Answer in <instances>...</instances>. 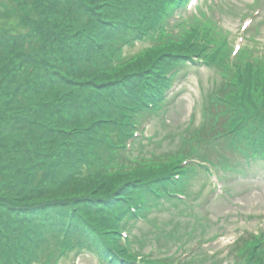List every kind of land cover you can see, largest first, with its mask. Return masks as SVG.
<instances>
[{"label":"trees","instance_id":"obj_1","mask_svg":"<svg viewBox=\"0 0 264 264\" xmlns=\"http://www.w3.org/2000/svg\"><path fill=\"white\" fill-rule=\"evenodd\" d=\"M16 1L14 10L19 12L20 20L25 24L31 22L34 25L31 28L39 33L42 30L39 15L49 13L53 7L45 0ZM167 3V0H77L73 3L76 12L87 14L83 31L79 30L77 37H73L78 42L74 44L72 36H60L54 29H48L40 48L43 55L32 60L34 66L52 71L54 76L49 80L30 79L29 72L19 79L16 69L12 71L9 61L5 60L8 50L3 49L0 55V251L6 244L9 249L0 254V264H34L58 254V246L52 248L45 243L52 231L36 228L39 224L46 225L34 224L27 214L39 210L30 211L37 198L46 196L51 200L53 195L56 199V193L66 192L69 185L65 182L58 185V182L59 175L67 171L69 180L85 184L94 201L83 210L87 214L82 215V227L94 233L90 245L95 243L104 258L116 261L112 249L120 251V234L112 226L113 213L103 202L109 200L114 205L112 198L132 179L142 183L145 179L152 181L151 187L141 192L167 196L175 181L164 176L176 169L183 159V151L173 150L165 162L154 160L146 168L131 164L132 168L124 174L119 171V174H110L108 163H100L98 157L102 160L104 150L109 152L111 144H117L113 136L117 128L111 122L123 120L129 124L136 108L146 109L149 102L159 109L156 87L163 89L165 73L186 62L189 56L209 59L228 77L216 84L214 92L207 93L203 121L196 126L191 122L185 131L202 144L213 142V148L245 140L246 159L264 155V59L252 57L243 66H230L224 53L209 52L197 37L192 41L197 30L201 26L205 28L199 23L192 27V34L184 32L177 37L160 38L136 56L123 55L118 44L123 41L133 44L134 37L145 39L144 34L163 22L165 7L162 5ZM0 4L1 13L2 6L7 8V2ZM40 7L43 10L39 14ZM106 22L116 23L117 29L107 32ZM119 32L125 33L124 38L109 47L110 36ZM42 37L43 33L36 49ZM48 47L57 54L51 55ZM59 55L64 56L63 62L56 61ZM108 66L115 68L117 83L109 80L113 72ZM69 124L74 128L70 137H64L63 129ZM220 135L224 140L216 143ZM39 146L42 151L51 150V156L32 161L31 152ZM243 151L240 152L243 154ZM158 177L162 180L154 182ZM179 187L184 185L180 183ZM183 203L173 198L174 206ZM71 205L73 212L58 219L46 216L50 211L42 209L38 221L45 216L49 228L60 225L62 231L76 229L79 216L74 209L84 206L78 200ZM259 247L251 240L239 250L246 264H264V249L258 250ZM205 263L206 258L185 261V264Z\"/></svg>","mask_w":264,"mask_h":264},{"label":"rangeland","instance_id":"obj_2","mask_svg":"<svg viewBox=\"0 0 264 264\" xmlns=\"http://www.w3.org/2000/svg\"><path fill=\"white\" fill-rule=\"evenodd\" d=\"M7 2V8L2 6V10L0 13V55L4 48L8 50V55L5 57L6 61L10 63V69L13 71L16 69L15 73L19 79H23L24 76L28 73L30 79H47L49 80L52 71L46 70L43 67L34 66L32 62L33 59L38 58L43 55V51L40 49L45 42V33H47L48 29H54L56 33L61 35H67L68 38L70 36L77 37L78 31L81 32L83 29V23L86 21L87 14L83 11L81 13H77L73 3L77 0H45L46 4L51 5L53 8L49 13L40 14L41 10L40 7L39 12V24L41 25L42 30L35 32L34 25L28 23H23L20 18L18 17L19 12H15L14 6L16 5V0H0V3ZM24 2L26 0H20ZM203 1V0H201ZM254 0H225V8L222 7L225 11L222 12L223 16L218 19L222 28L228 32L229 37L231 38L230 41L232 43L236 40L237 43L240 42L239 37L242 35L241 32V25L245 21L252 20L251 18H247L251 16L252 13V6ZM21 4V3H20ZM19 4V5H20ZM1 5V4H0ZM45 6V5H43ZM192 5L189 9H195ZM23 7V6H22ZM178 9L179 7H184L183 4L180 6L175 5ZM230 12L228 11L229 9ZM218 8V12H219ZM58 10V11H56ZM201 11V10H200ZM231 13V14H230ZM221 16V12L217 13V17ZM174 15V10L168 11L165 10L163 13L164 18L170 19ZM256 20V19H255ZM264 21V1L262 2V8L260 15L257 16V20L252 23V26L249 27V30L245 32V43L249 42L251 27L253 24L258 23L259 21ZM30 21V20H29ZM108 29L107 32H113L114 27L117 29V24L113 22H106ZM113 28V29H112ZM48 30V31H46ZM256 32V31H254ZM41 33H43L41 45L36 49L38 40L40 38ZM113 35L110 36V41L108 43L109 47L115 46L120 40H122L125 36L124 32L119 33H112ZM24 38V41L22 39ZM234 39V40H233ZM256 46L260 49L264 46V24L261 25L260 30L256 33ZM72 41L74 44L78 42V38H73ZM18 43V44H16ZM153 43L151 39L146 41H137L133 46H127V54L129 52L132 53V56H136L138 50L147 47L146 45L150 46ZM57 48V47H55ZM264 48V47H263ZM50 50L51 55H56L57 52L55 50L51 51V47H48ZM64 56L59 55V58L56 59L57 62L60 63V60L63 59ZM2 59V56H0ZM60 59V60H59ZM67 59V57H66ZM62 61V60H61ZM63 62V61H62ZM2 63V60L0 61ZM110 71L113 72V75L108 76L109 80L112 83H117L118 75L116 70L113 66H108ZM65 69V68H64ZM189 72L181 75L179 80L175 83L176 86L172 91L173 94L178 95L177 99L173 102V105L170 103L168 106V116L172 120H176L179 125L176 129L185 130L187 128L188 120L193 114L194 111L198 113L197 123H199L203 118L201 112L204 110L206 106V97L202 100L204 87H209L210 80L215 77V70L208 66H200V67H189ZM130 71V70H128ZM133 71V68H132ZM200 80L204 83L203 85L200 84ZM52 81H56V79H52ZM74 126L69 124V126L65 127L64 137H70L71 132ZM190 134V133H187ZM160 138V136H159ZM164 139L168 140L165 136ZM165 145L164 143H162ZM51 150L49 151H42L41 147L39 146L38 149H35L31 152L32 161L38 160L43 161L45 157H50ZM108 156H111L108 153ZM251 158H241L238 153H235L233 157L228 160V166L226 167V172L222 177V180L231 181L236 176H243L233 185V195L231 199L228 201L224 198H219L215 202V210L220 211V215H224L225 217H231L232 225L228 228L226 233L216 242L209 245L211 250L222 249L224 251L233 243V241L238 237L241 232H245V230H249L251 232H259L260 229H264V162L259 164L253 163ZM98 161L102 164L107 165L109 164L110 159L105 157L102 160ZM255 165L254 170H251L250 167ZM43 166V165H42ZM69 173L70 172H63L59 175V182L58 185L62 183H66L65 193H56L57 197L52 195L51 200L47 199L48 197H39L34 200L32 208L30 211L37 210L35 213H28V219L34 224H38V216H40L41 210H48L50 214H46V216H52L53 218L58 219L62 215L66 214L69 215L72 211V201L78 200L80 205L84 207H90V201H93V198L90 199V195L86 190V186L83 183H75L73 180H69ZM198 184H194V188L192 189L190 201L194 202L192 199L193 197L199 195L195 193V188ZM91 193V192H90ZM100 193V192H96ZM84 196V197H83ZM95 199L99 200V196H96ZM31 202V201H30ZM94 202V201H93ZM43 203L42 207H39L40 204ZM167 204H170L168 200H166ZM79 209L75 208L74 213L78 214L79 221L77 223V228L72 230V236L76 233V230L81 231L84 238L82 239L86 244L90 246L91 240L94 239L93 234L90 230H87L82 227V220L84 217L82 215H86V212L83 211L85 208L78 207ZM73 212V211H72ZM243 214V218L240 216ZM156 216V214L152 215V218ZM158 216V215H157ZM12 217H15L13 215ZM68 219V217H65ZM171 217L167 213H161L158 216L159 220H168ZM181 224H188L189 226H197L193 221L187 223L182 222ZM40 226V224H39ZM57 226V225H56ZM52 227V233L48 235L47 241L45 242L46 245H51L52 248L60 243V234L63 229H60L58 225L57 227ZM146 225L138 224L137 227L133 228L134 234L132 236V241L138 240L139 236L143 237L146 236L147 238L150 237L148 233V229ZM52 235V236H51ZM81 235V234H80ZM50 237V238H49ZM2 249L0 254L6 252L9 249V246L2 245ZM91 247V246H90ZM93 248L98 251V246L93 243ZM92 249L89 248H82L81 255L74 260L77 264H99V256L97 253L91 251ZM228 251V250H226ZM225 251V254H226ZM100 252V251H98ZM224 258V257H222ZM227 259H225L226 261ZM182 259L171 260L166 264H181ZM226 264V263H223Z\"/></svg>","mask_w":264,"mask_h":264},{"label":"snow or ice","instance_id":"obj_3","mask_svg":"<svg viewBox=\"0 0 264 264\" xmlns=\"http://www.w3.org/2000/svg\"><path fill=\"white\" fill-rule=\"evenodd\" d=\"M193 3H195V0H193Z\"/></svg>","mask_w":264,"mask_h":264}]
</instances>
